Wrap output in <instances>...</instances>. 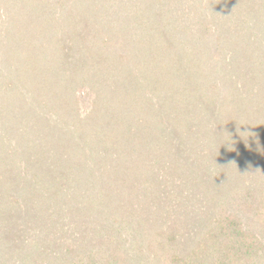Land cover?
<instances>
[{
	"label": "trees",
	"instance_id": "trees-1",
	"mask_svg": "<svg viewBox=\"0 0 264 264\" xmlns=\"http://www.w3.org/2000/svg\"><path fill=\"white\" fill-rule=\"evenodd\" d=\"M0 264H264V0H0Z\"/></svg>",
	"mask_w": 264,
	"mask_h": 264
}]
</instances>
